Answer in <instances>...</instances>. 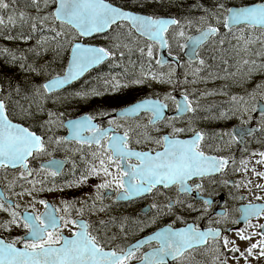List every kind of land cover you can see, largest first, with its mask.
<instances>
[{"label": "snow or ice", "instance_id": "6c2138e0", "mask_svg": "<svg viewBox=\"0 0 264 264\" xmlns=\"http://www.w3.org/2000/svg\"><path fill=\"white\" fill-rule=\"evenodd\" d=\"M161 3L134 0L132 8H125L109 0H30L36 15L20 12L21 31L5 34V39L27 43L38 29L54 33L52 40L65 37L64 26L75 30L69 41L70 58L61 72L28 64L23 54L27 51L40 56L37 48L46 52L48 37L38 39L35 47L20 50V55L12 49H0L9 56L6 63H19L22 70L45 77L31 84L27 92L11 80L0 84V180L4 182L0 184V213L7 214V218L0 219V233L10 234L14 228L24 230L23 235L11 238L0 235V264H179L196 248L210 251L213 264L264 261V139L255 140L262 148L249 147L250 139L258 133L264 137V85L257 84L245 95L231 96L230 107L205 117L238 121L233 127L211 134L220 142L215 152L227 154H208L204 150L202 145L209 134L194 124L201 110L195 90L189 93L182 88L179 97L173 94L178 86L197 83L195 78L189 80V75L197 77L203 68L210 67L201 55L210 44L211 59L216 58L217 51L230 50L239 58V65L247 66L249 79L257 68L264 69V0H242L239 4L212 0L211 6L197 2L190 11L201 14L182 19L134 10ZM51 5H55L54 10L44 13ZM8 8L9 4L0 0V10ZM50 18L61 29L48 27ZM7 26H17L15 13L7 18L0 15V27ZM104 33L109 34L106 39L114 41L108 47L82 42L81 38ZM226 42L228 49L224 47ZM126 52L127 62L133 67L136 61L131 57L139 53L137 73L129 78L125 68L120 78L104 79L102 89L94 87L74 95L87 100L130 87L152 88L153 83L169 85L172 91L159 93L153 89L149 95L129 102L116 98L114 106L76 118L66 119L64 112L46 107L49 101L56 103L61 98L56 94L62 89L105 61L122 67L118 58L124 60ZM223 62L227 64V60ZM154 65H167L168 70L153 71ZM178 69H184L182 79ZM214 75L209 72V76ZM145 117L147 123H142ZM185 123L186 127L177 126ZM61 127L67 129V135L55 134L54 129ZM188 133L189 138H181ZM73 142L87 145L92 159L86 160L81 154L85 166L79 174L77 162L72 160V179L57 185L55 180L64 175L68 161L56 159L55 152ZM236 145L243 154L239 158L232 154ZM75 151L82 152L79 148ZM229 175L241 178H226ZM92 179L97 182L89 184ZM217 185L234 190L228 194L239 206L229 210L224 202L213 213L219 195ZM82 187L91 191L61 199L59 207L37 196ZM25 197L30 199L22 205L19 200ZM113 198L115 204L151 199L141 210L146 219L112 215L100 218L112 208L104 201ZM36 205L43 206L44 211ZM232 213L237 214L235 218ZM164 218L171 220L161 225ZM130 220L137 229L132 236L153 225L157 227L132 241L126 231ZM201 221L205 222L203 228ZM239 224L244 226H230ZM65 229L70 235L64 234Z\"/></svg>", "mask_w": 264, "mask_h": 264}, {"label": "flooded vegetation", "instance_id": "af4514ba", "mask_svg": "<svg viewBox=\"0 0 264 264\" xmlns=\"http://www.w3.org/2000/svg\"><path fill=\"white\" fill-rule=\"evenodd\" d=\"M206 6V5H205ZM211 6V5H209ZM187 12V11H186ZM197 16V15H196ZM232 43H235V41H232ZM217 49H219V46L216 45L215 46ZM225 49L229 48L228 43H225ZM212 48L213 45H208L205 49L202 50L201 55L206 59V62L208 65H210V67H205L202 69V71L199 73V75L201 76V82L199 83V87L203 88L205 90V92L203 93L202 91H199L198 93L195 91V97L199 98V103L201 106V110L197 113L198 118L194 121L195 126L198 129L204 130L206 133H208L209 135L206 137L204 144L202 145L204 150L208 153V154H227V153H217L215 152L216 147L219 145V141L212 138L211 134L214 131H218L222 128H230L233 127L236 123H238V121L236 120H231V121H218V120H213V119H206L205 117H211L212 115H216L218 114L220 111L222 110H226L228 107H230L231 105V96L233 95H245L248 92V87H247V83H237V84H231L232 82H227L229 84L224 85L221 82H217L214 79L215 75H218L217 73H222V74H226L229 75L231 74V66L230 64H232L234 62V57L235 54L233 52H231L230 50L224 51L223 53L217 51L216 52V58L215 59H211L210 57L213 55L212 52ZM174 54H175V49H174ZM234 57H233V56ZM238 57H236L237 59ZM227 60V64H225L223 61ZM213 65H215L217 68H221L220 70L222 71H218V70H213ZM117 69H121V67H117ZM160 69V68H158ZM225 69H227V71H225ZM155 71V70H153ZM209 72L214 73V76H209ZM182 71L180 69L177 70V75L178 76H182ZM106 78H110V76H106V75H96V74H91L89 75L87 78H85L83 81L78 82L77 86H85L87 84H89L90 81H92V85L95 88H98V86L100 84H103L104 79ZM97 80H102V81H97ZM86 81V82H85ZM229 81V80H227ZM37 83V82H36ZM29 87V86H27ZM25 88V91L27 92L29 89ZM182 88H187L189 93H192L193 90L191 89V86L189 85H183V86H178V89L176 92H173L174 95H177L179 97V91L182 90ZM98 89H102V88H98ZM155 89L157 92L159 93H165V92H170L172 91L171 87L169 85H160V84H155L153 83L152 88H148V87H130L127 89H122L120 92L115 93V94H108L102 97H95V98H90L87 100H82L85 107L87 108L88 112H95L97 109H105V108H110L112 106H114L113 104L116 103H106V98L104 97H108L107 100H114L117 101L116 98L117 97L120 99V101L125 100L124 102H129V101H133L135 99H138L145 96V95H149L152 90ZM160 89L161 92L158 90ZM208 91L214 93V95L212 96H204L202 94L207 93ZM137 92V94L132 95L131 93ZM218 95V97H214L215 95ZM221 94L223 95L224 98L220 97ZM123 95H127L126 98H123ZM121 96V97H119ZM59 102H62L59 101ZM52 104H47L46 107L50 108ZM69 105V104H68ZM66 109H67V105H65ZM64 107V109H65ZM52 110H62L63 108H61L60 106H57L56 108H51ZM73 107L70 105L69 110H72ZM87 112V113H88ZM81 114H74V115H67L65 114V118H75L80 116ZM142 123H147V118H143ZM106 126V125H105ZM178 127H186L187 124H178ZM254 126V125H253ZM39 132V130H37ZM55 134L57 136H65L68 134L67 129L66 128H58V129H54ZM166 131H170V129H166ZM153 135H156V133H153ZM191 134H182L181 138H189ZM259 135V133L257 134ZM264 139V137L262 138ZM249 147L250 149H260L262 148V145L259 143H255L253 139H250L249 141ZM81 149V151H75L76 149ZM81 154H83L84 158L86 160H91L92 157L90 155V149L88 148L87 145H78L75 142L70 143V144H66L64 146H62V148L58 151L55 152V158L56 159H67L68 163H66L65 165V170H64V175L59 176L56 178L55 183L57 185H62L66 180H71L72 176L70 175L71 172V161L75 160L77 162V174H79L80 170L83 169V167L85 166L84 164V160H81ZM232 154L236 155L237 158H239L241 155H243L240 150H239V146L236 145L233 147L232 149ZM43 159H49V157H44ZM35 166V164L33 165ZM11 178V176H10ZM228 179H240V176H231L229 175L228 177H226ZM215 179L219 180L220 177L217 176L215 177ZM97 181L96 179H92L89 181V184H95ZM3 180H0V184H3ZM207 187H211V185H206ZM217 187V191L219 193V195L216 197L217 203L213 205L212 208V212L215 213L218 210H220L223 207V203L226 202L227 203V207L229 210L238 207L239 203L236 201H233L230 197V195L228 194L229 191H234L232 189L229 188H221L218 185ZM91 189L88 187H82V188H71V189H65V191L63 193L60 192H53V193H48V192H44V193H38L37 196L38 198H43V199H47L49 200L51 203L56 204L58 207L60 206V200L61 199H73L76 197H80L83 196L85 193L90 192ZM243 194L247 195V192L245 191ZM13 199H18L16 197H13ZM30 198H23L21 200H19V202L22 205H25L28 203ZM113 199H109V201H111L113 203ZM108 201V200H105ZM222 201V202H221ZM151 203V199H138L135 200L134 202L128 203V202H120L119 204H115L113 203V205L119 206L121 208L124 209V211L122 212L121 216H130L132 217L133 215H136V218L139 219H143L146 217H143L141 214V210L145 209L146 206ZM107 204H111V203H107ZM36 208L40 211L43 212L44 208L41 205H36ZM195 215V214H193ZM237 214L236 213H232V217L235 218ZM107 214H100V218H106ZM119 217V216H118ZM7 218V214L5 213H0V219H5ZM87 218V217H85ZM136 218H132V219H136ZM218 219H220L219 217H216ZM92 219H96V217H92ZM188 219L190 220L191 217H188ZM171 220V218H164L160 224H167L169 223ZM132 220L129 221V223ZM167 221V223H165ZM128 223V224H129ZM201 227L203 228L205 226V222L201 221L200 222ZM177 227H182V224H177ZM231 227H234L232 225H230ZM241 226H237V228H240ZM136 229V228H135ZM135 229H132V231L134 232ZM149 231H145V233H147ZM24 234V230L23 229H13V231L9 234V233H0V235H3L5 238H11L17 235H23ZM64 234L65 235H70V233L68 232L67 229L64 230ZM143 236V235H142ZM141 237V236H140ZM138 237V238H140ZM137 238V239H138ZM134 239V238H133ZM133 239H131L133 241ZM135 240V239H134ZM253 264H256V262L254 261ZM260 264H264V261L260 262Z\"/></svg>", "mask_w": 264, "mask_h": 264}, {"label": "trees", "instance_id": "16d2710c", "mask_svg": "<svg viewBox=\"0 0 264 264\" xmlns=\"http://www.w3.org/2000/svg\"><path fill=\"white\" fill-rule=\"evenodd\" d=\"M122 1H128V0H122ZM182 1L184 3L180 4V5H184L183 7L179 6L175 2V0H173V1L169 0L167 2H166V0H164L163 5H170V8H166L165 11L166 12L169 11L168 14H171L173 12V14H175L177 17L182 19L185 16L191 17L193 14H195L193 11H192L191 15L185 14L186 10H190L191 5L196 4L197 2L204 4V5H211L212 4V0H182ZM244 1L247 2V1H251V0H244ZM132 7H133V5L131 6V8ZM135 9H139V10L145 12L146 8L140 9V8L136 7ZM16 11H17V9H15V12ZM151 11L155 12L156 10H151ZM12 13H13V11L11 10L10 14H12ZM47 33L51 34L52 36L54 35V33L49 32V31ZM65 37H67V39H65ZM65 37H57L56 40L51 39L49 42H47V44L44 45V47H46L48 49L46 52H44L42 50V52L44 53V58H45L44 63L39 61V63L42 66H47L49 69H55L57 72L62 71V69L66 65L67 53L69 52V47H70L69 41L71 40V36L65 34ZM4 48L14 50V48H12L11 46H6L3 42H0V49H4ZM26 56L28 58L27 63L29 61L33 62L32 60H35V59H37V62H38V58L35 54H31V55L26 54ZM8 60H9L8 54L0 52V84L6 85L7 82L9 80H11L13 83H19L21 88L25 91V88L29 85L28 84V82H29L28 78H24L26 76L24 75L22 69L19 67V63H17L15 66H12V65L6 63V61H8ZM37 67L39 68L41 66L38 65ZM35 78H37V83H39L45 79L44 76H38ZM119 97H121V96H119ZM104 98H106V103H108V104L109 103H117V101H114V100H110V101L107 100L108 97H104ZM114 98H117V97H114ZM124 101L125 100H123L122 102H124ZM113 105H115V104H113Z\"/></svg>", "mask_w": 264, "mask_h": 264}, {"label": "rangeland", "instance_id": "374dc122", "mask_svg": "<svg viewBox=\"0 0 264 264\" xmlns=\"http://www.w3.org/2000/svg\"><path fill=\"white\" fill-rule=\"evenodd\" d=\"M114 1V0H113ZM164 0H162V3L161 4H159V5H156V4H153L154 6H153V8L154 9H157V10H163V9H165V5H163V2ZM173 1V0H172ZM175 2L179 5V6H181V7H183V5H180V4H183L184 2L182 1V0H175ZM249 2H251V1H249ZM171 3V2H170ZM235 3H237V4H239V3H241V1L240 0H235ZM133 5V4H132ZM149 5V4H148ZM146 7V6H145ZM30 11H31V16H35L36 15V10L34 9V8H32V7H30ZM47 12H49V8L48 9H45L44 10V13H47ZM43 14V13H42ZM200 15V14H199ZM198 16V15H197ZM196 17V16H195ZM47 23H55V21L54 20H52L51 18L49 19V21L47 22ZM59 29H61V28H59ZM63 31H64V33L65 34H68V35H70L71 37L75 34V31L74 30H72L70 27H67V26H64L63 27V29H62ZM17 35V34H16ZM49 38H50V36H49ZM3 40H4V42H7V41H9L8 43H11L12 42V40H8V39H5V38H3ZM97 40V39H96ZM95 40V41H96ZM16 41V44L17 45H19L20 46V50H25V49H28L29 47H35V42H31V41H28L27 43H24L23 41H20V40H15ZM28 45H31V46H28ZM257 47V46H256ZM48 49V48H47ZM20 50H18L17 52H16V54L17 55H20L21 53H20ZM38 51V50H37ZM26 52H24L23 54L24 55H26L25 54ZM61 56V55H60ZM239 59V58H238ZM238 59H237V61H238ZM256 59H258V58H256ZM67 60V59H66ZM33 62H31V61H29L28 62V64H32V65H34V66H42L40 63H39V61L37 62V59H35V60H32ZM261 63V60L259 61V64ZM238 64V63H237ZM237 64H235V66H237ZM257 64H258V60H257ZM239 65V64H238ZM238 67V66H237ZM23 71V73H24V75L26 76V77H24V78H28V80H29V82H28V86L30 87V85L31 84H33V83H36L37 82V78H35V77H38L37 75H35L34 73H31V72H27V71H24V70H22ZM138 72V71H137ZM26 73V74H25ZM242 75V77L243 78H240V76ZM221 77H223V78H215V76H214V79H215V81H217V82H221V83H223L224 85H226L227 86V84H229V83H227V82H232L231 84H237V83H246L247 81H251L252 83H251V86H254V88H255V86L257 85V84H261V85H264V69H260V68H257L253 73H252V75H251V78L249 79V74H248V69L246 68V70H242L240 73L239 72H235V73H231V74H229V75H223V76H221ZM35 78V79H34ZM130 78V77H129ZM227 80H229V81H227ZM189 85V84H188ZM192 88H194L195 87V84H192V85H190ZM29 87H27L28 89H29ZM98 88H103V84H100L99 86H98ZM160 92H161V90L160 89H158ZM203 91H205L204 89H203ZM70 93V95H72V92L70 91L69 92ZM69 93H64V94H59L58 96H60L61 98L60 99H62V98H67V97H69ZM58 94V93H57ZM56 94V95H57ZM132 95H135V94H137V92H134V93H131ZM212 95H214V94H212ZM212 95H209V96H212ZM123 98H126L127 97V95H123L122 96ZM220 97H222V98H224L223 97V95L221 94V96ZM59 99V100H60ZM58 100V101H59ZM57 101V102H58ZM49 103H52L51 101H49L47 104H49ZM53 104V103H52ZM222 202V201H221ZM104 203L105 204H107V203H111L112 204V208L110 209V211H109V213L107 214V215H112V216H121V214H122V212L124 211V209L123 208H121V207H119V206H116V205H113V203L111 202V201H104ZM137 216L136 215H133L132 216V218H136ZM143 219H146V218H143ZM165 223H167V221L165 222ZM154 227H156V225H153V227L152 228H147V229H145L143 232H137V235L136 236H132L131 235V233L133 232L132 231V229H135L136 227H135V225L132 223V221L127 225V228H126V231H128L129 232V239L131 240V239H137L138 237H140V236H142V235H144L145 234V231H148V230H152ZM112 231H117V229L116 228H113L112 229ZM135 231H137V229H135ZM134 231V232H135ZM133 239V240H134ZM191 258L189 259V260H184V261H181L179 264H182V263H185V264H190V263H195V264H213V254L210 252V251H206V250H204V251H202L201 253H200V255H199V257H192V255L190 256Z\"/></svg>", "mask_w": 264, "mask_h": 264}, {"label": "bare ground", "instance_id": "6f19581e", "mask_svg": "<svg viewBox=\"0 0 264 264\" xmlns=\"http://www.w3.org/2000/svg\"><path fill=\"white\" fill-rule=\"evenodd\" d=\"M118 1V2H117ZM6 3L9 4V8L8 9H3V10H0V15H4L5 18H7L8 15H10V12L11 10L13 11L14 10V13L16 15V18H17V26L16 27H11V26H7V27H0V39H2L5 34H6V31H14V32H20L21 29H20V21H19V13L20 12H25L29 15H31V11H30V0H5ZM109 2L117 5V6H121V7H125V8H131L132 5H129L128 4V1H122V0H109ZM54 7L55 5H51L49 7V11H52L54 10ZM146 8V7H145ZM15 9H17V11L15 12ZM134 10L136 11H139V12H144V11H141L139 9H135ZM12 13V14H14ZM47 26L48 27H55L57 29L61 28V26L58 24V23H47ZM69 27V26H67ZM72 29V28H71ZM74 30V29H72ZM24 31L27 33L28 32V29L27 27H25ZM75 31V30H74ZM47 30H40L38 29L36 32H33L31 33L32 35V39L30 40L31 42H37L38 39H40L41 37H45V35L47 34ZM72 38V37H71ZM82 39V42L83 43H87V38H81ZM6 46H11L12 48H14V50L17 52L18 50H20V46L16 44V41L15 40H12L11 43H5ZM28 46H31V45H28ZM36 46V45H35ZM71 46V45H70ZM36 50H38L41 55L40 56H37L38 58V61L44 63V53L42 52V49L41 48H37ZM37 51V52H38ZM26 53L25 54H35V53H31V52H27L25 51ZM137 71L139 70H135L132 74H135L137 73ZM131 73H129V77L132 75Z\"/></svg>", "mask_w": 264, "mask_h": 264}, {"label": "water", "instance_id": "95a60500", "mask_svg": "<svg viewBox=\"0 0 264 264\" xmlns=\"http://www.w3.org/2000/svg\"><path fill=\"white\" fill-rule=\"evenodd\" d=\"M91 45V44H90ZM71 54V53H70ZM70 58V57H69Z\"/></svg>", "mask_w": 264, "mask_h": 264}]
</instances>
